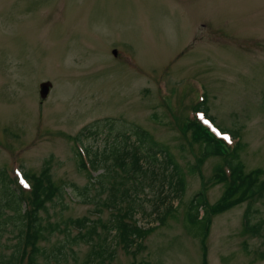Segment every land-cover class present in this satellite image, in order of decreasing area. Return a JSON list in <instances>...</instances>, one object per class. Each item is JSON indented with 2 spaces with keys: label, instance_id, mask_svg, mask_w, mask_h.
<instances>
[{
  "label": "rangeland",
  "instance_id": "rangeland-1",
  "mask_svg": "<svg viewBox=\"0 0 264 264\" xmlns=\"http://www.w3.org/2000/svg\"><path fill=\"white\" fill-rule=\"evenodd\" d=\"M46 81L53 88L42 100ZM202 96L212 123L247 144L246 171L264 174V0H0V174L19 192L17 174L31 187L48 168L60 193L41 213L44 223L67 229L68 220L86 217L97 226L92 244L66 248L61 264H83L95 250L110 264H202V238L188 229L187 204L201 192L215 205L225 190L214 183L221 159L202 161V146L187 127ZM133 124L167 148L186 180L180 207L160 226L155 214L176 206L163 181L150 177L141 186L123 179L139 224L156 228L136 258L117 245L113 210L101 206L99 184L88 198L81 195L92 182L95 152L122 148ZM115 175L104 186L126 174ZM246 208L212 218L209 264H264V200L253 207L258 236L244 232ZM18 224L0 219L5 258L21 241ZM63 243L68 246L65 235L42 242L41 262L57 264L52 251Z\"/></svg>",
  "mask_w": 264,
  "mask_h": 264
},
{
  "label": "trees",
  "instance_id": "trees-1",
  "mask_svg": "<svg viewBox=\"0 0 264 264\" xmlns=\"http://www.w3.org/2000/svg\"><path fill=\"white\" fill-rule=\"evenodd\" d=\"M196 110L208 113L201 107H197ZM106 122L107 125H113L110 120ZM187 127L193 131L194 140L202 146V161L209 157L221 159L214 176V183L223 184L225 188L221 199L215 205H211L205 194L199 192L187 204L185 211L188 229L194 233V236L202 238L204 251L202 264H209L206 240L213 217L247 204L243 222L244 232L253 236L260 234L261 226L252 224V217L256 211L253 207L264 200V174L261 169L246 171L241 155L247 144L241 140L240 135H233L235 142L228 144L196 120L189 122ZM120 142L124 144L122 148L112 144L110 149L101 150L100 154L95 152V156L90 160L91 170L87 169L82 156L78 153L81 167L88 170L92 181L89 186L83 188L81 195L88 198V192L99 184L97 195L102 199L101 206L113 210L111 230L115 232L117 245L122 246L127 254L136 258L145 249L143 243L154 230H142L132 222L134 209L129 205V198H132L131 189L124 187L123 179L135 180L133 184L136 182L141 186L150 177L155 180L166 179L168 188L180 199V202L185 193L186 180L167 148L156 144L143 128L134 125ZM88 152L91 153L90 150ZM159 169H162V172L157 178L156 173ZM100 170H103L100 175L93 176V172ZM117 171H123L125 177L120 181L115 179L109 186H104V179H112ZM196 172V168L193 167L192 173ZM0 178L3 182L0 219L4 222L16 219L21 234L17 250L7 258L0 255V264H47L41 262L46 256V249L41 243L53 235H65L68 241V246L64 243L58 244L52 251L57 264H61L66 248L73 250V247H78L81 243L92 244L94 235H97V226L93 225L95 222L90 218L70 219L65 223L67 229H62L58 223H44L41 213L47 211V205L53 203L54 198L60 193V188L55 185L48 168H45L42 176L33 177L34 184L29 191L19 186V192L11 189L13 181L8 180L4 172L0 174ZM125 202L128 203V209L123 208ZM9 212L13 213L15 218L9 216ZM170 212L162 218V225L165 224ZM68 227L78 229V234L73 236ZM83 264H110V262L107 263L99 250H95L88 255Z\"/></svg>",
  "mask_w": 264,
  "mask_h": 264
},
{
  "label": "water",
  "instance_id": "water-1",
  "mask_svg": "<svg viewBox=\"0 0 264 264\" xmlns=\"http://www.w3.org/2000/svg\"><path fill=\"white\" fill-rule=\"evenodd\" d=\"M115 56L117 55V52H114ZM40 95L42 99H46L51 91L52 83L50 82H44L40 85Z\"/></svg>",
  "mask_w": 264,
  "mask_h": 264
},
{
  "label": "bare ground",
  "instance_id": "bare-ground-1",
  "mask_svg": "<svg viewBox=\"0 0 264 264\" xmlns=\"http://www.w3.org/2000/svg\"><path fill=\"white\" fill-rule=\"evenodd\" d=\"M166 199H168V198H166ZM165 199V200H166ZM165 200L163 201V203L165 202ZM170 201V200H169ZM170 205H166L164 208H166V210L168 211L169 209H168V207H169Z\"/></svg>",
  "mask_w": 264,
  "mask_h": 264
},
{
  "label": "snow or ice",
  "instance_id": "snow-or-ice-1",
  "mask_svg": "<svg viewBox=\"0 0 264 264\" xmlns=\"http://www.w3.org/2000/svg\"><path fill=\"white\" fill-rule=\"evenodd\" d=\"M225 139H228V137H227V136H225ZM25 186H27V185H25Z\"/></svg>",
  "mask_w": 264,
  "mask_h": 264
}]
</instances>
